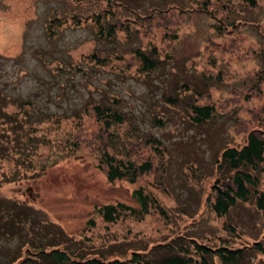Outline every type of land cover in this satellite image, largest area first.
<instances>
[{
  "label": "rangeland",
  "instance_id": "obj_1",
  "mask_svg": "<svg viewBox=\"0 0 264 264\" xmlns=\"http://www.w3.org/2000/svg\"><path fill=\"white\" fill-rule=\"evenodd\" d=\"M97 14L105 25L124 23L113 40L97 32ZM54 16L62 25L49 37ZM92 54L108 60L95 63ZM141 54L159 60L143 69ZM0 88L31 103L27 120L23 111L16 121L0 115V264H29L17 260L28 256V241L76 258L152 257L169 241L168 251L197 253L243 246L236 264H264V252L251 247L264 245V209L251 196L220 214L209 203L215 178L226 174L215 165L221 149L264 129V0H0ZM110 97L124 118L98 139L117 158L152 161L132 180H110L100 168L107 161L92 147L96 124L82 111ZM192 102H214V116L192 121ZM150 136L159 146L145 142ZM145 193L156 202L148 198L140 217ZM117 202L118 216L105 220L101 206ZM39 257L35 264H50ZM209 258L219 264L216 253Z\"/></svg>",
  "mask_w": 264,
  "mask_h": 264
},
{
  "label": "trees",
  "instance_id": "obj_2",
  "mask_svg": "<svg viewBox=\"0 0 264 264\" xmlns=\"http://www.w3.org/2000/svg\"><path fill=\"white\" fill-rule=\"evenodd\" d=\"M242 1L252 7L256 6V0ZM202 9L206 12H213L205 6H202ZM79 20L80 18L78 16H72L73 24L79 22ZM93 20V22H96V24L99 25L97 32L102 34V36L108 40H113L112 37L113 34H115L116 29L120 28L121 25H124V23L116 25L108 23L105 25L100 21L98 14L93 17ZM236 23H232L233 25L231 24V26H235ZM60 25H62L60 17L54 16L53 18H50L44 28L45 34L49 37H53L56 33V28L59 29ZM217 26L220 27V24ZM226 26L228 27V24H223V28H226ZM101 28H105V30ZM91 56L95 63H106L108 60L104 57H98L97 54H92L89 58H91ZM141 56L146 60L143 61V69H150V67L154 66L159 60L153 56L151 57L149 54H141ZM54 66L58 67L59 65L54 64ZM80 67L81 66L77 68ZM170 99L172 98H169V100ZM118 101V97L104 98L103 101L88 100L83 104L82 111L86 115L87 120L89 119V123L93 125L94 123L96 124V129L94 128L92 130L91 141L94 142L92 147L98 151L100 158L107 161V165H103L99 162L100 168L102 170L105 169L106 175L110 180L125 176H128V178L132 180L137 177V175L150 171L152 161L150 159H145L140 163H135L129 159L124 160L123 158H117L113 153H110L106 144L103 142V138L99 140L97 137V133L102 132V129H107L113 123L121 122L123 120L124 115H121V111L117 110L115 106L112 107L113 103H118ZM11 103H14L18 109H13L14 111L7 110L6 106ZM28 104H31L28 99L7 98V94L0 88V115H2L3 119L16 121L17 113L23 111L24 115H22L21 119L27 120ZM189 105L190 109L187 110L188 118L192 121L211 119L216 111L214 102H192ZM77 114H81L79 110L70 115L76 116ZM64 116L67 117L69 115L64 114ZM159 117L156 118L160 121ZM98 136L101 135L98 134ZM146 139L145 142L151 140L152 143H156L157 145L160 144L159 139L154 136H150L147 140ZM215 165L218 171L226 173L224 177H216L211 186L214 198L213 200L209 198V203L217 214L228 210L230 204L235 201L247 200L250 196L254 198L256 207L264 209V182H261L260 176L262 174V177L264 178V129H250L247 132L244 143L239 146L227 145L223 147L220 154L215 158ZM159 168H161V163ZM163 168L161 170H163ZM15 172H17V170H14L13 174ZM141 197L142 199H140V201L143 202L144 205L140 207L136 213L140 217L144 215V212H148L150 205L147 206V203L150 201L153 203L155 201L154 197L147 193L143 194ZM148 198H150V201H148ZM122 207V204L118 202L105 203L101 206L103 218L107 221H114ZM127 208H129V211L131 212H135L136 210L130 206ZM26 213L27 211L22 209L16 214L20 216L22 214L25 215ZM231 230H235L234 227H231ZM191 240L193 241V239ZM46 242H51V240ZM170 242L172 241H169L168 243L164 242L156 244L155 248L158 249L153 251L152 257L151 255H144L147 253L146 251L141 252L132 250L130 256L127 258H119L117 256L107 258L104 254L100 255L99 253H97V255H87L85 257L76 258L71 257L67 252L72 250L61 249L59 247H48L46 245L43 246V243L40 245L30 246L28 241V256L21 258L18 257L17 260L28 257V262H30L29 264H35L41 261L42 257H39L40 255H47L50 260V264H217L209 258L210 254L216 253L219 259V264H228V262H231L230 264H236L239 262L244 253V251H242L243 246L235 249H229V247L225 245L213 248L212 250L214 251H207L211 248L201 246V250H204L203 253L189 251V249L183 245L178 247V251H168V244ZM25 244L26 243L22 239L19 249H21ZM251 247L262 253L264 252V245L261 241H255ZM36 254H38V256Z\"/></svg>",
  "mask_w": 264,
  "mask_h": 264
}]
</instances>
